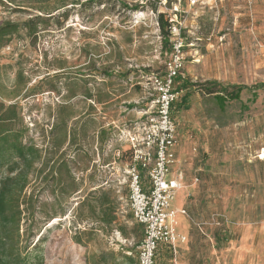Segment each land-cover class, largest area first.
I'll list each match as a JSON object with an SVG mask.
<instances>
[{
  "label": "rangeland",
  "instance_id": "1",
  "mask_svg": "<svg viewBox=\"0 0 264 264\" xmlns=\"http://www.w3.org/2000/svg\"><path fill=\"white\" fill-rule=\"evenodd\" d=\"M158 14L184 41V80L194 85L180 90L177 80L168 177L176 151L190 147L181 171L206 153L193 176L206 185L203 195L178 212L192 213L218 252L243 226L264 230V91L244 89L224 107L204 91L264 83V0H0V27H16L0 40V103L16 105L23 141L48 161L36 163L25 191L44 264H105L102 254L123 249L137 255L143 230L128 204V159H116L107 141L149 111L143 77L164 72L168 47ZM115 197L117 221L101 223ZM176 223L181 229L182 218ZM178 245L158 247L155 262L175 257Z\"/></svg>",
  "mask_w": 264,
  "mask_h": 264
},
{
  "label": "built area",
  "instance_id": "2",
  "mask_svg": "<svg viewBox=\"0 0 264 264\" xmlns=\"http://www.w3.org/2000/svg\"><path fill=\"white\" fill-rule=\"evenodd\" d=\"M180 2V0H177ZM203 0H189L191 6ZM170 32V51L166 54L164 72L143 77L152 96L149 111L142 122L122 128L113 142L126 145L129 161L125 166L128 185V204L134 222L143 228L144 237L137 249V264H154L160 245L174 247L185 241L174 227L178 211L170 210V203L179 189L178 181L168 177L174 161L177 125L173 118V104L178 97L177 80H184V41L176 29ZM116 157L122 156L120 149ZM147 179V183L143 182ZM181 215L185 211L180 212Z\"/></svg>",
  "mask_w": 264,
  "mask_h": 264
},
{
  "label": "trees",
  "instance_id": "3",
  "mask_svg": "<svg viewBox=\"0 0 264 264\" xmlns=\"http://www.w3.org/2000/svg\"><path fill=\"white\" fill-rule=\"evenodd\" d=\"M157 23L164 44L168 45L164 52L166 55L170 51V23L164 19L163 14L157 15ZM15 31L14 25L1 26L0 40ZM179 85L180 90L194 86L186 80H179ZM209 86L204 91L207 94H214L215 102L219 107H224L227 101L238 100L244 89L248 91L262 89L264 91V83L249 88L242 85L224 86L216 91L217 86L215 84H209ZM26 132L16 105L0 103V264H44V259L39 250L42 234L38 235L36 240L32 234V228L35 225V206L32 196H27L25 191L30 184V176L35 171L36 163L40 162L45 165L48 161L45 156L43 157L41 149L23 141ZM126 154L128 155V153ZM65 166L66 162L60 160L57 163L56 171L58 172ZM118 205L115 197L111 202L112 218L104 219V216L101 215L99 221L107 225L116 222L115 214ZM109 256L111 264H116L113 260L115 254L110 252ZM126 259L130 264L132 259ZM103 261L105 263L106 260Z\"/></svg>",
  "mask_w": 264,
  "mask_h": 264
},
{
  "label": "crops",
  "instance_id": "4",
  "mask_svg": "<svg viewBox=\"0 0 264 264\" xmlns=\"http://www.w3.org/2000/svg\"><path fill=\"white\" fill-rule=\"evenodd\" d=\"M142 115H144V113ZM143 119L144 116H140L135 120H129L128 122L123 123L122 126L123 128L131 127L136 123L142 122ZM109 125L112 131H114L115 128H120L116 126L115 122L107 124V126ZM113 138L114 135L110 140L108 139L107 144L109 143L108 147L113 152V156L116 157L115 152L117 149L120 148L114 147ZM188 149L190 150V147H188ZM126 150H121L123 152L122 155L124 154V156H121L120 158L116 157V159H123L124 157L128 159L129 157L126 154ZM189 150L185 151L181 149L175 152L177 155V169L170 173V177L175 178L179 184V189L176 191L175 196L172 200L173 202L171 201L170 204V210L174 212L180 211V208H183L184 205L193 204V201H195L196 199V195L198 193L203 195V192L206 188L204 182H200L197 178L193 177L196 173H198V169H195V166L203 161L204 155L206 154L205 152H201L199 156L197 154H193L192 157L196 160L194 166L189 168V170H180V165L188 155L187 153ZM199 171L203 170L199 169ZM143 180L146 185L147 179L143 178ZM112 216L113 214H111V218ZM115 216L117 221V213L115 214ZM176 216L177 221L178 217H181L183 220L181 229H176V232L179 236H183L185 238V241L178 242L179 251L175 257L170 256L169 259H160L161 263L159 264H264V245L259 244L257 240L258 235L262 234L264 230L258 232V229H255V227L251 225L243 226L242 228H240L235 241L228 244L225 248H223V250L218 252L215 250L214 246H210L208 244V237L207 235H205L203 229L200 228V226H196V228H194L192 213V217H185L181 214H177ZM112 224H115V222H113ZM176 226L178 227L179 224L176 223ZM143 237L144 234L142 236V239ZM163 246L164 245H160L159 247ZM110 252L113 251H109L106 254H102L106 258L105 264H111V258L109 256ZM113 253L115 254L113 260L116 264H129L126 261V258L132 259L130 264H137V255L135 257L131 250L123 249L122 252ZM120 259L121 262H119ZM102 263H104L103 259ZM154 264H157L155 260Z\"/></svg>",
  "mask_w": 264,
  "mask_h": 264
},
{
  "label": "bare ground",
  "instance_id": "5",
  "mask_svg": "<svg viewBox=\"0 0 264 264\" xmlns=\"http://www.w3.org/2000/svg\"><path fill=\"white\" fill-rule=\"evenodd\" d=\"M263 151H264V150H263ZM263 151H262V152H263ZM261 156H262V155H261ZM261 156H260V158H261ZM172 200H173V199H172ZM170 204H171V203H170ZM173 224H174V227H176V226H175V221H174V223H173Z\"/></svg>",
  "mask_w": 264,
  "mask_h": 264
}]
</instances>
